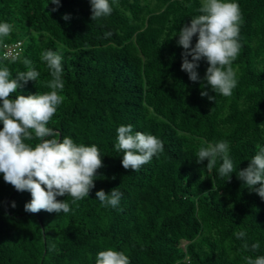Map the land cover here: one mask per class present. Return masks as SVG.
I'll use <instances>...</instances> for the list:
<instances>
[{
    "label": "trees",
    "instance_id": "trees-1",
    "mask_svg": "<svg viewBox=\"0 0 264 264\" xmlns=\"http://www.w3.org/2000/svg\"><path fill=\"white\" fill-rule=\"evenodd\" d=\"M230 2L242 15L232 65L237 87L230 97L204 89L216 97L210 102L201 83L181 71L184 50L177 46L180 28L201 14V0H109L112 14L93 21L89 0H60L56 12L51 0H0V22L13 26L0 38V68L15 79L28 59L39 73L9 98L51 91L40 57L59 54L63 102L47 127L61 141L95 144L104 165L89 197H57L69 203L67 214L25 212L30 193L17 192L0 174V264H95L110 248L130 264H246L244 256H264V200L237 178L264 146V0ZM18 42V54L6 57L5 46ZM207 67L202 60L201 80ZM129 124L164 144L139 171L125 170L114 147L117 128ZM221 140L234 165L230 180L219 175L222 160L211 171L195 160L205 142ZM114 188L122 193L119 206H102L95 193ZM238 231L259 250H244Z\"/></svg>",
    "mask_w": 264,
    "mask_h": 264
},
{
    "label": "clouds",
    "instance_id": "clouds-1",
    "mask_svg": "<svg viewBox=\"0 0 264 264\" xmlns=\"http://www.w3.org/2000/svg\"><path fill=\"white\" fill-rule=\"evenodd\" d=\"M89 2L92 21L113 12L109 0ZM51 4L55 5L51 12L58 11L61 6L60 0H51ZM199 12L201 14L191 18L189 24H184L178 34L177 46L184 50L181 53V71L187 73L191 82L201 83V97L215 102L216 97L210 96L204 89L210 88L214 93L230 97L237 87L236 71L232 65L241 49L239 33L242 15L239 4L230 0H201ZM62 19L68 21L70 15L65 14ZM12 30L11 24L0 22V38L8 37ZM194 37L197 42L193 46ZM40 59L46 63L52 77L47 82L51 91L43 94L9 98L29 81H37L39 73L31 66L30 60L23 61L27 71L17 73L15 79L11 78L8 67L0 68V123L3 124L0 130V174L4 182L17 192L30 193L31 200L24 205L25 212L67 214L71 211L69 203L67 200L59 201L57 197L67 195L73 202L89 197L95 187L97 170L104 165L95 144H77L67 136L61 141L55 138L59 133L47 127L57 107L63 102V96L59 94L64 89L62 57L47 50ZM202 60L206 61L208 67L201 80L197 70ZM34 138L40 141L34 147L24 142ZM114 147L117 152L123 153L122 167L132 171H139L141 166L164 150L160 139L140 131L133 133L130 124L117 128V143ZM257 147L259 151L246 168L237 172V178L264 200V146ZM195 160L197 164L207 161L206 168L209 171L218 160H222L219 175L228 176L229 180L234 172L233 162L229 158V143L225 140L205 142L196 152ZM95 195L102 206L115 209L119 206L122 193L114 188L108 193L101 189ZM11 207H16L15 202H12ZM233 235L238 240H244V250H259V242L249 246L245 231ZM243 259L246 264H264V256H244ZM95 264H130V260L123 252L110 248L97 254ZM177 264L180 262L177 261Z\"/></svg>",
    "mask_w": 264,
    "mask_h": 264
},
{
    "label": "built area",
    "instance_id": "built-area-1",
    "mask_svg": "<svg viewBox=\"0 0 264 264\" xmlns=\"http://www.w3.org/2000/svg\"><path fill=\"white\" fill-rule=\"evenodd\" d=\"M21 45H22L21 42H18L14 45H6L5 46V56L11 57V56L17 55Z\"/></svg>",
    "mask_w": 264,
    "mask_h": 264
}]
</instances>
